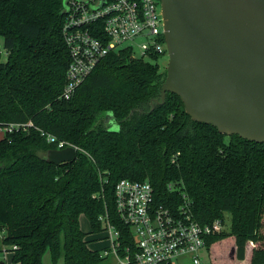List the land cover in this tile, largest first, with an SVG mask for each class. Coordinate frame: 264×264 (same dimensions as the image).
I'll return each mask as SVG.
<instances>
[{
	"label": "trees",
	"instance_id": "1",
	"mask_svg": "<svg viewBox=\"0 0 264 264\" xmlns=\"http://www.w3.org/2000/svg\"><path fill=\"white\" fill-rule=\"evenodd\" d=\"M61 11L62 0H0V123L31 121L76 149L74 161L54 165L44 156L55 146L37 129L0 139V232L12 262L42 264L46 249L55 260L62 234L64 264H100L81 215L92 234L103 231L106 215L132 245L113 195L129 179L148 181L163 206L178 209L185 195L201 224L228 213L229 229L209 238L208 253L231 239L227 251L215 247L214 259L264 264V143L191 120L173 93L161 102L165 69L129 49L108 53L71 99H61L69 63Z\"/></svg>",
	"mask_w": 264,
	"mask_h": 264
},
{
	"label": "built area",
	"instance_id": "2",
	"mask_svg": "<svg viewBox=\"0 0 264 264\" xmlns=\"http://www.w3.org/2000/svg\"><path fill=\"white\" fill-rule=\"evenodd\" d=\"M98 2H67L61 29L69 57L60 95L63 100L72 98L79 85L110 52L129 49L132 56L144 60L167 54L159 0H103L96 6ZM31 128L39 130L31 121L0 123L3 134L28 132ZM40 134L54 149L71 146L43 131ZM113 195L116 213L129 227L132 245L120 239L106 215L101 216L99 219L104 223L101 233L107 242L100 249L103 259L111 257L119 264H178V260L188 257L192 264H202L200 253L207 250L209 238L225 231V221L221 219L199 223L189 212L185 195L178 209L157 204L153 188L146 180L120 179ZM5 252L1 250L0 264Z\"/></svg>",
	"mask_w": 264,
	"mask_h": 264
},
{
	"label": "water",
	"instance_id": "3",
	"mask_svg": "<svg viewBox=\"0 0 264 264\" xmlns=\"http://www.w3.org/2000/svg\"><path fill=\"white\" fill-rule=\"evenodd\" d=\"M159 2L168 57L161 102L173 93L191 120L264 143V0ZM44 159L71 162L76 150L49 149Z\"/></svg>",
	"mask_w": 264,
	"mask_h": 264
},
{
	"label": "rangeland",
	"instance_id": "4",
	"mask_svg": "<svg viewBox=\"0 0 264 264\" xmlns=\"http://www.w3.org/2000/svg\"><path fill=\"white\" fill-rule=\"evenodd\" d=\"M3 54H5L4 51H3ZM157 62L159 64L160 70H164V69L166 70V66H167V62H168L167 54H165L164 56H161L160 58H157ZM110 124L112 126V129H115L117 126L114 123H110ZM224 221H225V231H227L229 229V226H230V216L228 213L224 214ZM79 227H80L81 231H83L84 233L87 234L86 235L87 238H90V237L94 238V240H90L91 241L90 244H93L91 246V248L101 247L107 243L106 241H104V238H103L104 235L102 233H99V234H92L91 233L89 223L83 215H81L79 217ZM1 238H2V233L0 232V254H1V250H6L4 260L2 261L3 264H16V263L12 262V255L13 254L10 251L11 247L2 244ZM62 242H63V236L61 234L59 237L60 248H59L57 258L55 260H53L51 258L49 249H46L44 254L42 255V258H41L42 264H64ZM231 243H232L231 239H227L226 243H221V244L218 243V244L213 245L210 249V253H208L207 250H203L200 253V259H201L202 264H216V263L224 264L223 263L224 261H228V259H226V258L224 259L225 256L223 257L221 254L215 256V259L217 262L213 258L214 254H215L214 253L215 247L216 246L218 247L220 245H224V246H227V248H226V251H227V249L231 246ZM224 253H226L225 255H227V252L224 251ZM1 259H2V255L0 256V260ZM231 261L234 262V264L236 263L234 257H231ZM100 264H119V263L116 260L112 259L111 257H108L106 259H103V261ZM178 264H192V262H191L190 258L183 257L180 260H178ZM226 264H232V263L230 262V263H226Z\"/></svg>",
	"mask_w": 264,
	"mask_h": 264
},
{
	"label": "crops",
	"instance_id": "5",
	"mask_svg": "<svg viewBox=\"0 0 264 264\" xmlns=\"http://www.w3.org/2000/svg\"><path fill=\"white\" fill-rule=\"evenodd\" d=\"M3 136H4V134L2 133V132H0V139H2L3 138ZM86 239L88 240V241H90V240H94V238H87L86 237ZM91 243V241L89 242V244H88V247L90 248V249H92V250H100V249H102L104 246H106V244L104 245V246H101V247H97V248H95V247H93V248H91V246L93 245V244H90Z\"/></svg>",
	"mask_w": 264,
	"mask_h": 264
}]
</instances>
